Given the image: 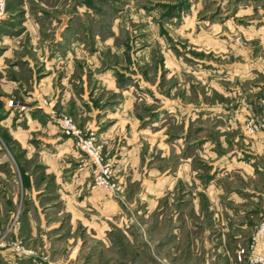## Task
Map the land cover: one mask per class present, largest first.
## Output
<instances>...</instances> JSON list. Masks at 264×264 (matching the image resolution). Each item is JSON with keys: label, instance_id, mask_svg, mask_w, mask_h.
Wrapping results in <instances>:
<instances>
[{"label": "rangeland", "instance_id": "obj_1", "mask_svg": "<svg viewBox=\"0 0 264 264\" xmlns=\"http://www.w3.org/2000/svg\"><path fill=\"white\" fill-rule=\"evenodd\" d=\"M263 107V0H6L0 246L52 264H244L264 219V134L245 123ZM65 117L100 144L116 193Z\"/></svg>", "mask_w": 264, "mask_h": 264}, {"label": "built area", "instance_id": "obj_2", "mask_svg": "<svg viewBox=\"0 0 264 264\" xmlns=\"http://www.w3.org/2000/svg\"><path fill=\"white\" fill-rule=\"evenodd\" d=\"M5 4L6 0H0V16L5 9ZM61 123L65 130L78 136L76 143L86 153L93 166L95 183L111 193H116L117 187L110 175V170L102 161L100 144L94 141L93 136L85 138L79 136V129L70 118L61 119ZM245 131L247 133L262 131L264 134V107L259 115H249L245 123ZM5 244L0 240V245ZM11 247L17 250L20 244L17 241H12ZM235 257L237 261L244 264H264V219L256 223L249 242L236 248Z\"/></svg>", "mask_w": 264, "mask_h": 264}, {"label": "crops", "instance_id": "obj_3", "mask_svg": "<svg viewBox=\"0 0 264 264\" xmlns=\"http://www.w3.org/2000/svg\"><path fill=\"white\" fill-rule=\"evenodd\" d=\"M204 125V123H203ZM204 136V135H203ZM204 141H202L201 147L200 149H202V154H203V158H201L202 160L205 161H209L211 163V165H213L215 163V161H217L220 158V154H218L217 150L214 147V142H212L211 138L209 136H205L204 137ZM222 139L220 138L219 141H221ZM193 159L192 155H187L186 156V162H185V168H186V175H190L191 173L193 174L194 172L192 171L193 169H190V165H191V161ZM179 168L176 167L174 171H172L173 174H171V181L170 184H174L175 181H177V177L179 174ZM216 178V177H215ZM213 178V179H215ZM197 182V181H196ZM211 185V184H209ZM199 186L197 185L196 188H198ZM195 188V187H194ZM17 201V200H16ZM15 201V202H16ZM2 206V205H1ZM30 218V219H29ZM29 225H30V233L32 234V241H31V245L33 244V239L37 236V234H41L43 236V253L44 255H51V247L48 245V239L47 237V230L45 228L41 229V232L39 229V222L37 221V219L35 220L34 217H29ZM44 222V221H43ZM43 224V223H41ZM38 232V233H37ZM55 249V248H53ZM39 260L42 264H52L51 263V259L48 258V260H46V257L43 256L42 259L41 258H35V255L32 254H27V255H21L18 254L17 252L13 251L11 247L8 246H0V264H36V262ZM38 262V263H40Z\"/></svg>", "mask_w": 264, "mask_h": 264}]
</instances>
